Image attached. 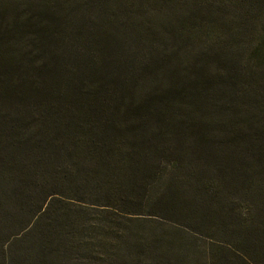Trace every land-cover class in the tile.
<instances>
[{"label":"trees","instance_id":"1","mask_svg":"<svg viewBox=\"0 0 264 264\" xmlns=\"http://www.w3.org/2000/svg\"><path fill=\"white\" fill-rule=\"evenodd\" d=\"M260 16L0 0V264H264Z\"/></svg>","mask_w":264,"mask_h":264},{"label":"rangeland","instance_id":"2","mask_svg":"<svg viewBox=\"0 0 264 264\" xmlns=\"http://www.w3.org/2000/svg\"><path fill=\"white\" fill-rule=\"evenodd\" d=\"M260 23H261V16L259 17V20L256 23V26L257 27H259V26L260 27H264V22L261 23V24ZM253 26H254V16H253V14H251L248 18H246V20L244 22V28H243L242 32L241 31L239 32L240 39L242 40V43L240 44V47L242 45H244V43H247L250 38L254 37L253 32H252ZM240 51H239V53H240ZM242 59H244V58H242ZM172 228H173V226L169 225L168 227H166V226L163 227V226H160V224L158 223L157 227L155 228V230H156V232L159 231V229L164 230V231H172ZM207 228H209V227H207ZM158 234H160V231L158 232ZM187 239L189 240L191 245H194V244L196 246L205 245V243L203 242L204 240L201 237H199V236H197L195 234H187Z\"/></svg>","mask_w":264,"mask_h":264}]
</instances>
